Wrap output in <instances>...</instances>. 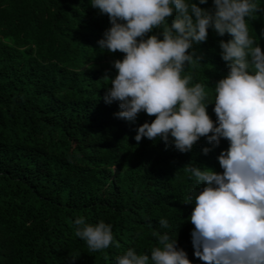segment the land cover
Wrapping results in <instances>:
<instances>
[{"label":"trees","instance_id":"trees-1","mask_svg":"<svg viewBox=\"0 0 264 264\" xmlns=\"http://www.w3.org/2000/svg\"><path fill=\"white\" fill-rule=\"evenodd\" d=\"M90 2L0 0V264H114L129 247L150 255L159 246L153 229L175 238L179 225L178 247L202 264L192 246L193 205L183 204L197 186L184 166L222 172L217 157L228 141L213 147L202 137L181 153L159 139H134L155 117L118 119V103L104 101L110 81L102 78H114L112 62L124 54L100 50L111 25ZM255 2L264 8V0ZM248 27L264 51V12ZM229 39L209 29L207 41L194 45L201 63L184 73L205 86L207 102L229 71L219 48ZM78 217L111 224L120 248L89 252L75 235ZM162 217L170 229L160 228Z\"/></svg>","mask_w":264,"mask_h":264},{"label":"clouds","instance_id":"clouds-1","mask_svg":"<svg viewBox=\"0 0 264 264\" xmlns=\"http://www.w3.org/2000/svg\"><path fill=\"white\" fill-rule=\"evenodd\" d=\"M207 3L91 0L111 25L97 41L100 50L124 54L112 62L114 78L107 73L102 78L110 81L104 101L118 103V119L134 123L141 112L155 117L136 129L138 143L159 139L188 153L202 137L213 147L228 141L217 157L222 172L191 162L184 166L197 186L183 203L193 205L188 219L194 225V256L202 264H264V51L248 27L264 8L255 0H212L211 8L201 7ZM209 29L231 37L219 41L229 71L214 85V102H207L204 85H191L193 77L184 74L194 62L201 63L194 45L207 41ZM209 104H214L215 122ZM202 151L207 155L212 148ZM158 223L171 228L166 218ZM74 226L91 253L121 246L112 225L102 220L93 225L78 217ZM177 230L173 238L153 229L159 246L150 255L129 247L114 264H192L178 247Z\"/></svg>","mask_w":264,"mask_h":264}]
</instances>
